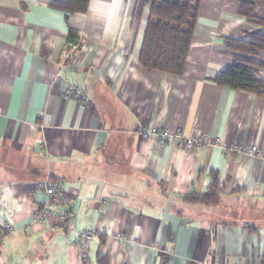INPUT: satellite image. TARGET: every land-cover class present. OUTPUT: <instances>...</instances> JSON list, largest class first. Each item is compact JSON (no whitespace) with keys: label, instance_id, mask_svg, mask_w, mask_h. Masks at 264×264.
Masks as SVG:
<instances>
[{"label":"crops","instance_id":"obj_1","mask_svg":"<svg viewBox=\"0 0 264 264\" xmlns=\"http://www.w3.org/2000/svg\"><path fill=\"white\" fill-rule=\"evenodd\" d=\"M55 1L0 0V264H264V159L223 148L264 150V95L213 80L236 62L227 38L264 31V0L253 19L245 0H202L180 74L141 64L139 0H89L84 13ZM152 128L220 144L187 152ZM212 172L218 201L193 199ZM55 179L65 197L41 222ZM76 230L93 232L86 251Z\"/></svg>","mask_w":264,"mask_h":264},{"label":"trees","instance_id":"obj_2","mask_svg":"<svg viewBox=\"0 0 264 264\" xmlns=\"http://www.w3.org/2000/svg\"><path fill=\"white\" fill-rule=\"evenodd\" d=\"M202 0H139L137 18L142 9L149 6L147 24L144 30L139 53L141 64L149 69L180 74L183 72L191 46L195 24ZM254 0H245L239 8V14L253 19ZM53 5L67 13H84L88 9L89 0L55 1ZM70 38L78 33L69 31ZM227 46L236 51V62L223 69L213 80L220 85H228L258 95H264V77L258 74L264 63L254 56L264 51V31L250 32L245 38H227ZM208 192L193 198L204 203L217 202L221 191L218 177L212 172ZM55 179L49 184L59 183ZM62 183V182H61ZM68 224V220H65ZM98 264H109V257H101Z\"/></svg>","mask_w":264,"mask_h":264},{"label":"built area","instance_id":"obj_3","mask_svg":"<svg viewBox=\"0 0 264 264\" xmlns=\"http://www.w3.org/2000/svg\"><path fill=\"white\" fill-rule=\"evenodd\" d=\"M65 95L69 98L81 99L83 94L77 88H68L65 90ZM44 121L46 124L50 123L49 115L45 114ZM149 134L159 138L161 142H172L173 144H178L182 147L183 150L191 152L196 148H204L208 145L220 144V139L218 137L211 136H196V135H186L182 130L176 132H170L166 129H157L152 128L151 130H146L144 132L145 136ZM222 146V145H221ZM223 148L226 151L238 150L240 152H245L251 156H257L264 159V150L260 149L256 145L247 146V147H237L234 144H225ZM45 193L47 194V201L44 206L35 212L34 218L41 222H45L49 215L53 212L58 205L62 203V200L65 197L64 186L61 182L55 184H45L44 185ZM61 215L65 220H68L69 224H73L76 218V210L71 204H67L65 209L61 211ZM13 228L8 229V233H13ZM93 238V232L91 230H76L75 231V241L79 246L81 251H86L87 246Z\"/></svg>","mask_w":264,"mask_h":264}]
</instances>
